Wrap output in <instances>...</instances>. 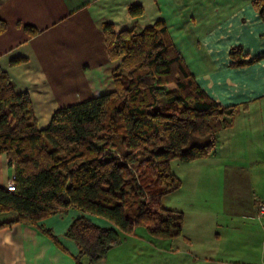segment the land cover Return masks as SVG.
Here are the masks:
<instances>
[{
  "label": "crops",
  "instance_id": "crops-1",
  "mask_svg": "<svg viewBox=\"0 0 264 264\" xmlns=\"http://www.w3.org/2000/svg\"><path fill=\"white\" fill-rule=\"evenodd\" d=\"M253 1L0 0V18L7 23L6 32L0 35V66L17 92L30 95L40 128L50 124L58 109L114 89L112 74L120 61L111 60L107 53L104 23L113 24L116 31H141L163 21L171 43L199 86L222 105L249 107L235 118L232 127L218 133L214 153L188 162L184 172L176 173L183 182L186 179V185L182 182L170 195L177 194L174 201H181L180 206L170 201L165 204L181 209L186 217L197 201V209L204 203L202 209L207 207L216 215L212 232L205 235L198 232L200 225H184L183 234L177 237H183L188 245L193 240H212L197 255L190 252L202 264L264 261V217L258 216V203L264 201V179L257 171L252 177L249 174L253 159L242 160L243 146L256 144L260 146L256 158L264 157V58L248 63L264 54V20ZM134 5L142 6L140 17L130 14ZM27 25L38 33L29 34ZM234 48L241 49L240 60L232 58ZM15 58L24 61L13 65ZM239 61L244 64L236 65ZM249 114L251 118L246 117ZM14 176V167L0 154V186L6 188ZM184 193H188L185 199ZM231 204H237L236 210ZM4 215L0 214V223L13 217ZM237 215L249 227L238 230L234 242L229 243L221 235L234 229ZM78 216L77 210L70 209L38 225L16 223L0 228V264H76L78 248L66 238V232ZM88 217L97 225L114 228L105 219Z\"/></svg>",
  "mask_w": 264,
  "mask_h": 264
},
{
  "label": "trees",
  "instance_id": "trees-1",
  "mask_svg": "<svg viewBox=\"0 0 264 264\" xmlns=\"http://www.w3.org/2000/svg\"><path fill=\"white\" fill-rule=\"evenodd\" d=\"M253 5L264 20V0H254ZM129 11L133 17L143 14L140 5ZM25 29L38 33L30 25ZM6 30L0 18V35ZM102 30L109 57L120 61L112 74L114 89L58 109L46 128L38 125L30 95L17 92L0 66V154L15 170V190L0 186V214L13 216L0 228L38 225L75 209L79 216L66 238L78 248L76 264H100L122 244L120 234L132 235L138 226L157 238L181 236L183 213L161 206V198L182 185L172 172V161L209 157L218 133L232 127L247 109L246 104L222 105L199 86L163 21L141 31H116L111 23H104ZM232 51L234 60L241 58L234 55L241 49ZM23 61L15 58L11 64ZM171 75L173 82L164 93V78ZM190 88L196 99L184 94ZM162 101L167 105L159 106ZM89 215L114 228L95 224ZM45 232L54 237L50 230Z\"/></svg>",
  "mask_w": 264,
  "mask_h": 264
},
{
  "label": "rangeland",
  "instance_id": "rangeland-1",
  "mask_svg": "<svg viewBox=\"0 0 264 264\" xmlns=\"http://www.w3.org/2000/svg\"><path fill=\"white\" fill-rule=\"evenodd\" d=\"M241 54H242V51H234V55L240 56ZM173 77L174 76L171 75L169 77L164 78L166 80V83H164V85L162 86L163 88L165 87L164 93L165 91H167L166 90L167 85L173 82ZM169 87L170 89L174 88L173 85H170ZM184 94L191 95L193 99H196L194 88H190L189 90L184 92ZM164 103L165 102L162 101L161 103H159V106L162 107L163 105L164 106L167 105V103L165 104ZM248 110H249V107H247L246 110H242L241 113L248 111ZM246 117L251 118L252 116L251 114H249ZM239 119L240 118L238 117V120ZM259 127L260 125L259 123H257V128ZM259 148L260 146H258V144L251 145L248 147L243 146L245 155L242 160H252L253 159V165L248 168L249 174L252 177V174L255 175L257 171L264 179V163H263L264 157L261 156L259 158H256L258 155L256 151ZM188 165H189L188 163H184L179 160H174L171 163L172 172L175 175L176 173L179 174L180 172H184V170L188 167ZM134 169L137 173H139L138 167ZM179 178L181 179L180 176ZM183 183L184 185H186V179L184 180ZM179 192L180 191H178L177 193ZM174 193L175 192L164 195L161 198L162 207L177 211L175 208L168 207L169 205L168 206L165 205L167 201H170L169 204H172V205L176 204L177 207L180 206L179 204L181 203V201H174V198L176 197L177 194L170 196ZM182 195H183V198L185 199L186 196H188V193H184ZM204 206L205 204L203 203L197 209V201H196L195 205L192 208H188L191 210L186 212L187 220H186V217L184 216L183 229H184V225H186V227L187 225L188 226L191 225L194 228L200 225V228L197 229L199 233H203L206 235L212 232L213 230L212 225L214 223L215 218L217 217L210 210H208L207 207H206V210L204 211L202 209V207ZM233 207L234 208L237 207V204L235 205L231 204V208L233 210H236ZM179 212H182L184 215V211H182L181 209ZM4 217L8 218L7 215H4ZM247 226L248 225L246 224L245 219L237 215L235 217L234 229L233 230L229 229V231L226 234L221 235V236L222 238H227L229 243H233L234 242L233 238L238 235V230H242L243 228L245 229ZM206 227H209V228L206 229ZM216 233L220 234L219 232H216ZM120 235H121V241H122V244L118 246L120 247V249H118L115 252H112L111 254L110 252L108 253L106 257L108 260L107 264H202V261L199 260L200 258L198 257L193 258L192 254L197 255L198 252H202L203 250L202 246H208L210 242L212 241V240H206L202 242V240H199V241L193 240L192 241L193 244L188 245V241H186L183 237L179 239L178 238L162 239V238L154 237L148 232L147 228L144 226H138L132 235H127L123 233H121ZM242 235H243V231L241 233V236ZM190 252H192V254ZM82 264H88L87 260H83ZM262 264H264V261Z\"/></svg>",
  "mask_w": 264,
  "mask_h": 264
},
{
  "label": "built area",
  "instance_id": "built-area-1",
  "mask_svg": "<svg viewBox=\"0 0 264 264\" xmlns=\"http://www.w3.org/2000/svg\"><path fill=\"white\" fill-rule=\"evenodd\" d=\"M7 190L8 191H14L15 190V186H14V183L13 182H10L8 185H7ZM258 216L259 217H264V201H260L258 203Z\"/></svg>",
  "mask_w": 264,
  "mask_h": 264
}]
</instances>
